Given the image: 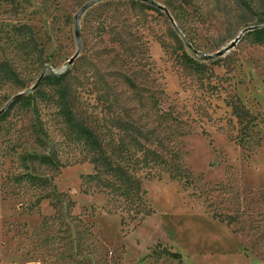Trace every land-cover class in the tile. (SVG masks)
<instances>
[{"label": "rangeland", "instance_id": "obj_1", "mask_svg": "<svg viewBox=\"0 0 264 264\" xmlns=\"http://www.w3.org/2000/svg\"><path fill=\"white\" fill-rule=\"evenodd\" d=\"M91 1L0 0V264H264V44L247 32L224 52L264 27V0H248L253 13L236 0H98L82 13ZM62 90L113 143L121 122L156 130L150 148L178 153L191 184L140 172L148 214L125 212L88 179ZM234 104L256 125L243 144ZM48 153L57 167L30 160ZM31 173L45 186L18 180Z\"/></svg>", "mask_w": 264, "mask_h": 264}, {"label": "trees", "instance_id": "obj_2", "mask_svg": "<svg viewBox=\"0 0 264 264\" xmlns=\"http://www.w3.org/2000/svg\"><path fill=\"white\" fill-rule=\"evenodd\" d=\"M131 2L137 3L136 0ZM236 5L242 13H253L254 6L248 0H236ZM150 10H155L149 7ZM259 24H264L261 21ZM254 30L249 32V35L255 39V43L259 45L264 44V27L255 26ZM185 63L197 72H202L205 66L198 61L184 55ZM63 77L54 76L49 80L61 81ZM68 93L64 90L59 93L60 110L66 123L76 135V140L82 144L93 156L94 171L88 177L90 181L96 182L100 188V192L106 193L113 199L120 200L123 210L128 213L147 215L145 207L146 192L141 186V180L138 178L140 172L148 170L152 174L156 168L164 167L169 171L173 179L184 180L188 185L191 184L190 178L192 176L186 168L175 164L179 161L177 159L178 153L171 154V159L160 156L155 149H151L150 145L158 142L153 138L156 130H147L146 127L138 125V123L121 122V129L124 131V137L113 143L107 140L97 131L84 126L79 122L71 109V105L67 100ZM234 115L238 120L240 126V135L238 142L243 144L246 137H251L253 134L254 119L244 107L239 104L231 105ZM110 148L107 151V148ZM51 153L45 155H32L30 160L38 161L41 165L57 167V159ZM27 180V182L38 187L45 186L47 179L37 176L33 173L25 175L18 180ZM58 204L64 205L60 198L57 197ZM174 258L179 255L173 254Z\"/></svg>", "mask_w": 264, "mask_h": 264}, {"label": "water", "instance_id": "obj_3", "mask_svg": "<svg viewBox=\"0 0 264 264\" xmlns=\"http://www.w3.org/2000/svg\"><path fill=\"white\" fill-rule=\"evenodd\" d=\"M136 1L149 2V0H136ZM97 2H98V0H92L91 2H89L87 5L84 6V8H83V10H82V13L85 12L86 10H88L89 8H91V7H92L93 5H95ZM79 17H80V15H78V16L76 17V22L79 21ZM254 29H255V28H249V29L245 30L244 32H242V33L237 37V39L234 40V41L230 44V46H229L228 48L225 49L224 52H226V51H228V50L234 48L239 42H241V40L243 39V36H244L245 33L250 32V31H252V30H254ZM219 55L221 56V55H223V53H219ZM69 64H72V61H70Z\"/></svg>", "mask_w": 264, "mask_h": 264}]
</instances>
